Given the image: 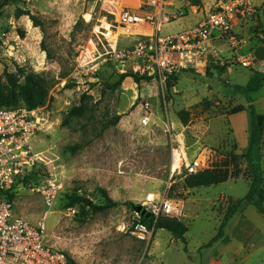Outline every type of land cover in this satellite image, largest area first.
<instances>
[{"label":"rangeland","instance_id":"1","mask_svg":"<svg viewBox=\"0 0 264 264\" xmlns=\"http://www.w3.org/2000/svg\"><path fill=\"white\" fill-rule=\"evenodd\" d=\"M172 1L176 6L182 3ZM103 12L98 0H17L2 9L0 99L13 93L11 106L24 107L26 93L41 97L37 108H44L54 123L53 131L39 136L37 143L48 165L39 167V182H27L15 194V214L34 225L45 218L47 243L64 251L75 264H218L215 259L231 231L225 229V237L212 246L203 245L218 233L228 207L238 201L232 203L229 193L240 199L249 188L244 176L247 162L231 160L225 147L232 137L229 115L245 103L257 101L264 95V85L249 95L229 87L248 84L252 71L244 67L215 71L213 76L206 71H180L178 80L167 76L163 81L151 79L141 84L129 63H104L98 71L79 72L77 59L85 48L94 49L97 58L110 50L112 38L119 48L138 39L116 24L107 39ZM198 19L197 11L190 9L187 16L164 24L161 35L191 27ZM9 75L18 86L10 84ZM149 91L155 92V99L148 96ZM143 97L149 100V109H144ZM259 105L264 107V100ZM186 109L192 110L187 124H196L198 131L186 129L180 139L184 124L179 111ZM143 118H147L146 124ZM199 137L211 144L213 156L203 159L206 168L239 170V177L228 180L243 179L202 188L203 198L194 200L184 185L185 161L173 162L172 149H185L191 160ZM261 165L264 176V137ZM50 178L59 189L53 207L48 208L36 188ZM103 191L118 205L93 210L87 201L96 206L108 203ZM69 195L84 200L70 206ZM163 199L183 206L178 219L187 227L185 240L166 229L154 230L150 239L139 240L131 230L135 206ZM239 217L247 229H264V215L252 204H245L234 223ZM238 235L245 240L242 250L245 246L252 253L251 264L264 260V249L257 251L258 246L246 241L248 230ZM220 261L227 264L229 257Z\"/></svg>","mask_w":264,"mask_h":264},{"label":"built area","instance_id":"2","mask_svg":"<svg viewBox=\"0 0 264 264\" xmlns=\"http://www.w3.org/2000/svg\"><path fill=\"white\" fill-rule=\"evenodd\" d=\"M104 7L103 17L107 27L105 35L112 36L114 24L126 30L129 35L138 36L130 45L119 48L115 39L110 40V50L97 58L94 49L85 48L77 59L79 72H95L104 63H129L135 73L163 81L169 74L185 70H198L201 62L214 50L212 42L225 40L234 49L243 45L244 38L234 32L236 21H255L257 8L254 0H216L212 9L195 26L162 36L164 24L172 21L167 13L168 0H98ZM146 26L148 32L136 28ZM258 26V25H255ZM256 36L260 31L256 28ZM95 48V47H94ZM242 66L250 65V58L241 61ZM144 109L150 102L143 97ZM147 123V118L142 119ZM54 123L44 108L26 107L0 108V190L7 191L27 174L40 166L48 165L44 151L37 148L38 137L50 134ZM184 162L186 174H195L204 169L199 158L189 160L184 149H172V161ZM176 170V168H175ZM59 186L54 178L46 185L36 188L42 192L48 208L53 207L58 197ZM144 212L134 210L131 225L132 234L139 240L150 239L155 224L161 216L180 217L183 206L163 199L155 204L142 205ZM14 202L0 199V264H73L62 250L46 241L45 218L37 225L17 216ZM143 215L151 217V227L143 221Z\"/></svg>","mask_w":264,"mask_h":264},{"label":"crops","instance_id":"3","mask_svg":"<svg viewBox=\"0 0 264 264\" xmlns=\"http://www.w3.org/2000/svg\"><path fill=\"white\" fill-rule=\"evenodd\" d=\"M215 1L216 0H199L198 3H195V0H182V3L176 6L172 0H168L167 7H169L170 11H167V13L172 17V20L175 21L178 18L187 16L189 14V10L193 9L197 11V13L199 14V19L193 25L195 26L203 19L206 13L212 9ZM254 3L257 8V19L255 21H245V22L236 21L234 23V32L240 35L242 38H244L245 42L243 43V45H241V47L238 49H234L225 40H221V39L214 40L211 46L214 52H212L208 58L204 59L201 62V66L198 70H194V71L197 72L206 71L209 76L210 75L213 76L215 71L230 72L232 71V67H244L241 64V61L245 58H250V65L248 67H244V68H251L252 73L250 78L252 77L254 71L264 72V0H254ZM256 28L260 31V36H256V32H255ZM149 30L150 29H148L146 26H141L136 28L137 33L141 31L148 32ZM235 85H239V84H234V85L229 84V87L233 88V86ZM147 93L148 96L151 97V99L152 98L155 99L156 94L154 91H149ZM263 100H264V95H262L259 99H257V101H251L250 103H245L244 106L247 107L249 104L253 105L257 113L264 114V109H262L264 107L263 106L261 107V105H259L262 104ZM228 120L230 123L229 127L232 132V137L237 145V153H242L249 146V139H250L249 111L245 109L242 110L241 112L233 113L229 115ZM189 128H192L194 130L198 129L196 127V124L193 125L192 127H190L189 124L183 125L182 132L179 134L180 139L183 138V132ZM201 140L202 137L201 138L199 137L198 139L195 140L196 143L193 148L194 156L192 159L199 158L203 161V159L205 160L211 158L213 154H211V149H210L211 144H209L208 142L203 143L201 142ZM225 147L226 149H231V140L227 141ZM203 164H204V168L206 169L207 165L204 161ZM241 179L243 178L228 180L226 182L227 183L230 181L237 182ZM248 186H249V182H248ZM206 187H210V186H206ZM202 188L205 187L203 186V187L189 189V191H192L191 197L194 200H200L203 198L202 192L200 191ZM228 196L231 198L232 203L239 200V197H236L231 193H229ZM231 202H229V205L231 204ZM243 207L239 209L238 212L228 221V224L225 229L231 231V235L229 237H225V236H224L225 238L223 237L227 241L223 244L221 252L218 255L219 258L215 259V261H217L218 264L219 263L221 264L220 260H223L225 257H229V262L227 264H251L250 259L252 258V253L245 251L246 249L245 246H244V250H242V245H243L242 240L243 241L245 240L239 237L238 235L240 232H242V230L245 229L248 230V234H249V237L247 236L248 238H246V241H248L251 246H253V244L254 246L255 245L258 246L256 248L257 251L264 249V229H257L255 227L247 229L248 226L246 222L242 221L240 217L237 218L234 223L233 221L234 217L238 215V213L240 212L243 213ZM241 216H243V214ZM255 236L258 238V240L254 239ZM259 264H264V260H260Z\"/></svg>","mask_w":264,"mask_h":264},{"label":"trees","instance_id":"4","mask_svg":"<svg viewBox=\"0 0 264 264\" xmlns=\"http://www.w3.org/2000/svg\"><path fill=\"white\" fill-rule=\"evenodd\" d=\"M17 0H0V16L2 9L9 3L14 4ZM199 0H195V3H198ZM34 20V18L32 17ZM189 71V70H185ZM194 71V70H190ZM138 84L145 82L146 80H151L152 77L146 75H140L138 73H133ZM178 73L169 74V79H176L178 80ZM129 76L125 74L124 77ZM9 82L13 86H18L17 80L14 78L13 75H9ZM29 91L32 89V85L29 83ZM264 85V72L254 71L252 77L250 78L249 82L245 86L235 85L233 86L234 90L237 93L241 94H252L259 91ZM24 93H26V88L24 86H20ZM27 91V92H29ZM14 96L12 93L8 96H2L0 99V104L4 105V107L0 108H17L23 106H11V102L15 101ZM42 98H38L30 93L25 94V102L26 108L34 109L37 108L38 103H41ZM207 105V103H205ZM206 109V108H205ZM247 109L249 111L250 116V125H249V146L248 148L242 152L237 153V145L235 140L230 138L231 140V149H229V154H231V160L237 161L243 159L247 162L248 170L244 172V176H246L249 180V189L246 195L239 199L236 203L230 205L227 209L226 214L223 217L222 223L220 225L218 233L213 237L211 241L207 244L203 245V247L212 246L215 242L219 241L224 237V231L228 224V221L241 209L245 204H252L254 205L257 210L264 214V176H263V169L261 165V142L264 137V114H259L255 111L253 105L240 106L236 108L235 111L232 113L241 112L242 110ZM192 114V110L186 109L179 111V117L184 125H187L190 116ZM119 119V116L113 121V124H116ZM229 140V141H230ZM186 174V172H185ZM240 171L235 170L233 172L229 171H219L213 168H206L203 170L198 171L195 174H186V178L184 181V185L186 188L192 189L197 187H206L212 185H218L221 183L226 182L231 177H239ZM42 177L40 172V168L33 170L30 174H27L22 180L16 182L13 187L7 191L0 190V199H5L10 202H14L15 194L20 190V187H23V184H27V182H39V178ZM105 199L108 201L106 205L103 206H96L93 203L87 201L88 205L93 210H106L108 208L114 207L118 205L117 201H114L107 192H104ZM68 204L70 206H75L84 199L77 195H69L68 196ZM143 221L149 225V227L153 224V219L151 217H146L143 215ZM157 229H166L170 231L176 238L185 240V234L187 233V227L181 222L178 217H170V216H161L155 224V230ZM71 259V258H70ZM72 263L75 262L71 259Z\"/></svg>","mask_w":264,"mask_h":264},{"label":"water","instance_id":"5","mask_svg":"<svg viewBox=\"0 0 264 264\" xmlns=\"http://www.w3.org/2000/svg\"><path fill=\"white\" fill-rule=\"evenodd\" d=\"M135 208H136V210H138V211H142V212H144L142 205L135 206Z\"/></svg>","mask_w":264,"mask_h":264},{"label":"bare ground","instance_id":"6","mask_svg":"<svg viewBox=\"0 0 264 264\" xmlns=\"http://www.w3.org/2000/svg\"><path fill=\"white\" fill-rule=\"evenodd\" d=\"M174 169H175V168H174ZM174 169H173V170H174ZM150 197H151V198H150ZM150 197H149L148 199H149V200H152V199H153V198H152V197H153V195L151 194V195H150Z\"/></svg>","mask_w":264,"mask_h":264}]
</instances>
